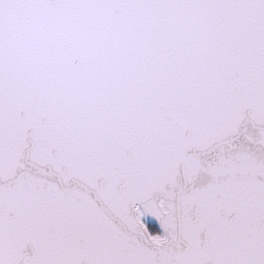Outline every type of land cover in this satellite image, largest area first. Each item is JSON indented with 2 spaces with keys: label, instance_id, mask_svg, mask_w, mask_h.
<instances>
[{
  "label": "water",
  "instance_id": "water-1",
  "mask_svg": "<svg viewBox=\"0 0 264 264\" xmlns=\"http://www.w3.org/2000/svg\"><path fill=\"white\" fill-rule=\"evenodd\" d=\"M0 264H264V0H0Z\"/></svg>",
  "mask_w": 264,
  "mask_h": 264
},
{
  "label": "trees",
  "instance_id": "trees-1",
  "mask_svg": "<svg viewBox=\"0 0 264 264\" xmlns=\"http://www.w3.org/2000/svg\"><path fill=\"white\" fill-rule=\"evenodd\" d=\"M149 230L153 236H157L161 234L160 229L155 225H149Z\"/></svg>",
  "mask_w": 264,
  "mask_h": 264
},
{
  "label": "rangeland",
  "instance_id": "rangeland-1",
  "mask_svg": "<svg viewBox=\"0 0 264 264\" xmlns=\"http://www.w3.org/2000/svg\"><path fill=\"white\" fill-rule=\"evenodd\" d=\"M157 236H158V238H157L156 236H155V237H156L158 240L163 238V237H159V236H161V234H160V235H157Z\"/></svg>",
  "mask_w": 264,
  "mask_h": 264
},
{
  "label": "built area",
  "instance_id": "built-area-1",
  "mask_svg": "<svg viewBox=\"0 0 264 264\" xmlns=\"http://www.w3.org/2000/svg\"><path fill=\"white\" fill-rule=\"evenodd\" d=\"M160 237H163V236H160Z\"/></svg>",
  "mask_w": 264,
  "mask_h": 264
}]
</instances>
